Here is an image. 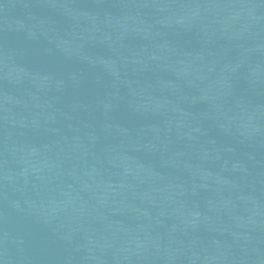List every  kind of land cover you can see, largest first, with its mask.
<instances>
[{
    "label": "water",
    "instance_id": "obj_1",
    "mask_svg": "<svg viewBox=\"0 0 264 264\" xmlns=\"http://www.w3.org/2000/svg\"><path fill=\"white\" fill-rule=\"evenodd\" d=\"M0 264H230L134 122L76 0H0Z\"/></svg>",
    "mask_w": 264,
    "mask_h": 264
}]
</instances>
